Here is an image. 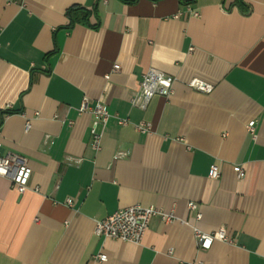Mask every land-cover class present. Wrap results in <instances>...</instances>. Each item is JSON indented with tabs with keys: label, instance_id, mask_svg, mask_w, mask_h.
I'll return each mask as SVG.
<instances>
[{
	"label": "crops",
	"instance_id": "1",
	"mask_svg": "<svg viewBox=\"0 0 264 264\" xmlns=\"http://www.w3.org/2000/svg\"><path fill=\"white\" fill-rule=\"evenodd\" d=\"M150 68L173 93L142 111L130 99ZM84 100L111 115L98 152ZM0 142L32 170L23 194L0 176V264H264V0H0ZM136 205L175 219L139 244L94 234ZM194 228L227 241L201 250Z\"/></svg>",
	"mask_w": 264,
	"mask_h": 264
},
{
	"label": "built area",
	"instance_id": "2",
	"mask_svg": "<svg viewBox=\"0 0 264 264\" xmlns=\"http://www.w3.org/2000/svg\"><path fill=\"white\" fill-rule=\"evenodd\" d=\"M107 0H104L106 2ZM186 14L193 17H198L199 13L192 10L190 6H186ZM180 15L175 16L178 18ZM120 65L115 63L112 68V73L119 71ZM175 79L163 72L150 68L143 75L139 85V89L130 99V104L133 108L139 110H146L150 101L155 96L169 98L173 93V85ZM192 88L200 92H210L211 87L206 86L200 81L193 80L189 84ZM79 113L88 112L93 118L92 126L90 129L91 143L90 147L93 151L98 152L101 149V142L103 137L104 128L109 121L111 115L108 112L107 106L98 103L93 107H89L86 100H84L79 108ZM120 126L129 125L128 119L119 120ZM99 127L101 129L99 130ZM29 124L27 125V129ZM137 132L143 135H149L153 132L152 125L145 122H140L134 125ZM248 132L254 133V122H250L247 126ZM2 144L0 142V176L6 178L11 183L12 188L18 194H23L28 189L29 180L31 178L32 170L28 166L25 159L13 155L3 154L1 150ZM123 156L119 154L118 157ZM237 178L241 179L244 176V170L241 167H235ZM209 177L217 180L220 177V170L217 166H212L209 172ZM67 205L72 206V200H67ZM190 211H196V204L190 202L188 204ZM154 217H160L165 223H172L174 215L172 213L164 212L156 207L142 208L141 206H131L128 208L120 209L113 214L107 216L105 219L96 222L94 234L96 236L118 240L121 242H130L139 244L147 229L149 222ZM196 219H201L200 214L196 215ZM194 238L197 242L198 248L201 250L210 249L212 243L217 241H227L226 234L223 228L208 234L200 231L197 228L193 229ZM98 262H107V256L100 254L95 257Z\"/></svg>",
	"mask_w": 264,
	"mask_h": 264
},
{
	"label": "trees",
	"instance_id": "3",
	"mask_svg": "<svg viewBox=\"0 0 264 264\" xmlns=\"http://www.w3.org/2000/svg\"><path fill=\"white\" fill-rule=\"evenodd\" d=\"M91 14L92 12L83 10L81 8H72L68 11L71 25H74L78 22L87 23Z\"/></svg>",
	"mask_w": 264,
	"mask_h": 264
}]
</instances>
